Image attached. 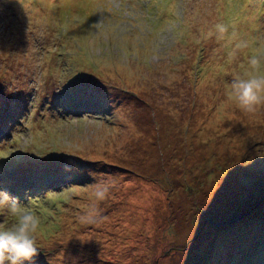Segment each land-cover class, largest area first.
<instances>
[{
  "label": "rangeland",
  "instance_id": "1",
  "mask_svg": "<svg viewBox=\"0 0 264 264\" xmlns=\"http://www.w3.org/2000/svg\"><path fill=\"white\" fill-rule=\"evenodd\" d=\"M235 75H264V0H0V189L40 219L24 264H231L228 224L264 235V104L242 111Z\"/></svg>",
  "mask_w": 264,
  "mask_h": 264
},
{
  "label": "clouds",
  "instance_id": "2",
  "mask_svg": "<svg viewBox=\"0 0 264 264\" xmlns=\"http://www.w3.org/2000/svg\"><path fill=\"white\" fill-rule=\"evenodd\" d=\"M223 29H221L222 31ZM254 69L259 61L250 60ZM230 98L245 112H254L264 104V75L242 77L235 75L230 85ZM11 217L10 224H0V264H24L39 255L36 233L40 219L23 206L18 197L0 189V215Z\"/></svg>",
  "mask_w": 264,
  "mask_h": 264
},
{
  "label": "trees",
  "instance_id": "3",
  "mask_svg": "<svg viewBox=\"0 0 264 264\" xmlns=\"http://www.w3.org/2000/svg\"><path fill=\"white\" fill-rule=\"evenodd\" d=\"M256 163L258 164V167L260 168V163L259 162H256ZM236 168H238L237 170H239V171L241 170V169H239L238 166ZM243 169H244V167L242 168V170ZM237 175L238 174L231 175V176H237ZM45 191H50V190H48V188H47ZM38 193H40V192L38 191ZM191 194H192V192H191ZM17 197H18V199H21V198L23 199L24 196H22V193H20V194H17ZM221 205H223L224 207H226L225 206L226 205V202H223L222 201L221 202ZM252 215H256V214L255 213H251L250 216H252ZM256 216H257V218H260L261 219L264 215H262V213H260V216L259 215H256ZM243 218L238 221L240 223L231 222L226 227V228H229V231L233 230L232 233H241V236H238V237L233 236L234 239H236V241H234L235 244L237 246L238 245H241L239 247L240 250H241V253H240V255H237V256H235V257L232 258L231 264H264V235H262V233L260 235H250L249 233H247L245 231H237L238 229L242 230L239 226H242L243 227V224L245 223V221H248V220H244ZM62 220L64 221L63 218H62ZM232 225L234 227H229V226H232ZM218 228L220 229V227H218ZM244 232L246 234L245 235V238H243V236H242ZM250 232H253V231H250ZM221 235H222V233H221ZM221 235H219L220 238H221ZM229 235L230 234H228L224 238L225 243H231L232 242L231 239H228L227 240V238H228ZM255 240H260V241H255ZM210 242H211V240L205 242L204 243V246H201V249L204 250L203 247H206V245L208 243H210ZM224 245L226 246L227 244H224ZM249 246L251 248H249ZM243 248H246L247 250L249 249V254H248L247 258L245 257V253H242L244 251V250H242ZM206 250L207 251L204 252L205 254L203 253L200 256H199V254L202 253V251L199 250V249H197L195 252H193L195 254H191V251H189V254L185 256L186 259L184 260V263L185 264H204L205 260L207 259V264H209L210 261L212 260V257L209 259V257L211 255H208L209 254V251H210V247L206 248ZM196 253H197V255H196ZM233 255L234 254H232L231 256H233Z\"/></svg>",
  "mask_w": 264,
  "mask_h": 264
}]
</instances>
